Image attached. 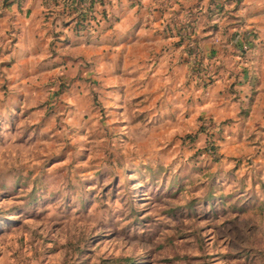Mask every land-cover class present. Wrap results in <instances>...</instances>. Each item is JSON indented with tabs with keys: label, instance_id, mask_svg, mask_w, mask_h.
<instances>
[{
	"label": "rangeland",
	"instance_id": "1",
	"mask_svg": "<svg viewBox=\"0 0 264 264\" xmlns=\"http://www.w3.org/2000/svg\"><path fill=\"white\" fill-rule=\"evenodd\" d=\"M13 19L0 15V264H264V94L236 123L237 106L218 111L215 161L196 98L124 128L135 115L104 79L44 62L54 23Z\"/></svg>",
	"mask_w": 264,
	"mask_h": 264
},
{
	"label": "crops",
	"instance_id": "2",
	"mask_svg": "<svg viewBox=\"0 0 264 264\" xmlns=\"http://www.w3.org/2000/svg\"><path fill=\"white\" fill-rule=\"evenodd\" d=\"M211 1L212 6L214 2H224L226 15L207 18L210 0H139L134 5L131 4L132 0H113L111 7H108L112 19H103L98 29L85 34H76L71 26L63 27L60 19L53 22L52 17L46 18L51 5L49 0H15L7 6H3L0 0V15L25 22L29 31L46 32L52 30L53 23L63 30L64 35L55 41L58 50L54 52L50 51L53 36L41 40L44 47L49 49V52L45 51L44 62L60 58L61 63L55 64H68L71 80H75L74 76L79 72L88 75V82L93 85L98 84L99 79H104L107 84L103 90L111 96V102L119 103L117 110L122 116L130 111L135 115L132 121L127 117L120 120L124 128L130 125H154L157 121L167 124L172 121L173 113L181 112L182 115L193 107L192 102L190 104L188 101L190 97L192 100L196 98V111H202L203 119L207 116L226 120V117L220 119L224 115L218 111H226L229 105L237 106L235 111L239 113L233 121L236 123L245 117L243 113L249 116L254 105H263L261 100L257 101V95L264 94V49L254 67L259 81L253 99L250 96L252 67L240 74L238 83L233 87L231 82L234 77L229 75L230 70H240L241 66H247L251 61L239 60L230 52L224 53L223 67L219 69L215 81L205 88L195 76L189 74L187 55L174 44L177 37L171 35L169 22L173 24L180 20L188 11L198 16V32L205 36L202 48L206 56L210 55L213 47H219L216 41L225 36L224 26L233 25V30L239 19L244 26L257 29L264 46V0H242L238 10H232L234 0L232 3L230 0ZM206 20L210 24L219 22L220 30L210 35L212 30L205 31ZM65 37H68L67 41L63 40ZM87 77L83 79L85 83ZM243 99L248 101L247 109L241 107L245 104ZM74 101H77L76 97ZM136 113L139 115L136 116ZM219 151L224 155L220 146Z\"/></svg>",
	"mask_w": 264,
	"mask_h": 264
},
{
	"label": "trees",
	"instance_id": "3",
	"mask_svg": "<svg viewBox=\"0 0 264 264\" xmlns=\"http://www.w3.org/2000/svg\"><path fill=\"white\" fill-rule=\"evenodd\" d=\"M1 1L3 6H7L15 0ZM230 1L232 3L233 0ZM234 1L235 4L232 10H238L242 0ZM112 2L113 0H49L51 5L45 16L48 19L52 17L53 22L60 19L63 27L71 26L76 34H85L93 29H98L103 19H112L108 11V7H111ZM138 2L139 0H132L131 4L134 5ZM211 2L210 0L206 11L207 18L212 19L218 14L226 15L227 9L224 2H214L213 6ZM98 5H101V8H98ZM115 19H118V17ZM198 22L199 17H195L191 11L185 13L180 20L173 22V24L169 22L171 35L177 37L174 44L187 55L186 61L189 65V74L197 77L205 88L208 87L215 81L219 69L223 67L224 53L230 52L232 55L237 56L239 60L251 61L247 66H241L240 70H230L229 75L234 77L231 82V87H233L238 83L240 74L252 67L250 75L252 93L250 96L253 99L259 81L254 67L264 49L257 29L244 26V22L240 19L236 20V28L233 30H231L233 25H225L223 29L225 36L216 41L219 43V47H213L210 55L206 56L202 48V39L205 36L198 32ZM112 23L111 20L110 24ZM205 25L207 26L205 31L212 30L210 35H214L220 30L219 22L210 24L206 20ZM62 31L60 30V33L55 35L62 34ZM67 39L68 37L63 38L64 41H67ZM52 43L54 44V42ZM245 43H248V49L244 48ZM196 47H198V50H196ZM225 123H227V120H216L213 117L204 118L197 131L198 133H206V145L203 153H207L215 161L220 160L222 157L219 144L215 139V133L221 134Z\"/></svg>",
	"mask_w": 264,
	"mask_h": 264
},
{
	"label": "built area",
	"instance_id": "4",
	"mask_svg": "<svg viewBox=\"0 0 264 264\" xmlns=\"http://www.w3.org/2000/svg\"><path fill=\"white\" fill-rule=\"evenodd\" d=\"M244 48H246V49L249 48L248 43H245V44H244ZM196 50H198V47H196ZM195 54H196V53H195Z\"/></svg>",
	"mask_w": 264,
	"mask_h": 264
}]
</instances>
